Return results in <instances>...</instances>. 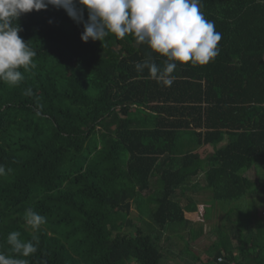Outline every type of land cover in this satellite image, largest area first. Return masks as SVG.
<instances>
[{"label":"trees","instance_id":"16d2710c","mask_svg":"<svg viewBox=\"0 0 264 264\" xmlns=\"http://www.w3.org/2000/svg\"><path fill=\"white\" fill-rule=\"evenodd\" d=\"M202 11L219 55L178 64L170 87L136 72L165 57L131 35L85 43L63 9L20 15L36 68L0 82V252L19 231L39 238L29 264H264V218L249 214L264 192V0H202ZM204 190L225 206L202 247ZM28 208L46 217L38 231Z\"/></svg>","mask_w":264,"mask_h":264},{"label":"clouds","instance_id":"9594fccd","mask_svg":"<svg viewBox=\"0 0 264 264\" xmlns=\"http://www.w3.org/2000/svg\"><path fill=\"white\" fill-rule=\"evenodd\" d=\"M80 5L82 7H77ZM49 6L63 9L77 24H83L81 40L105 41L110 35L119 39L131 35L137 45L145 44L165 57L163 67L154 62H138L137 73L148 70L149 77L170 87L175 81L178 64L206 65L220 52L222 34L215 23L206 19L202 0H0V82L17 86L24 72L36 68V51L18 33L21 14L46 10ZM84 9L88 19H84ZM32 95L31 89L23 92ZM7 171H10L8 169ZM6 174L0 165V177ZM24 221L35 232L46 223V217L32 208L24 213ZM10 254L0 252V264H29L27 259L38 250L39 238H21L12 231L6 237Z\"/></svg>","mask_w":264,"mask_h":264},{"label":"rangeland","instance_id":"374dc122","mask_svg":"<svg viewBox=\"0 0 264 264\" xmlns=\"http://www.w3.org/2000/svg\"><path fill=\"white\" fill-rule=\"evenodd\" d=\"M226 144V140L223 141L219 147H222ZM207 152H211V148H205V149H202L201 150V153L202 154H205ZM202 176V175H201ZM200 179H202L203 177H199ZM198 178V179H199ZM260 178V177H259ZM258 184H264V179L259 181ZM194 198L198 201V206H199V212H198V216L197 218L195 217V226L199 225V224H202L203 227H204V238H202V241L200 243V245H202V247L204 246L203 244H205L207 241L209 242H212L215 240V236L214 234L212 233L211 230L215 229L216 227H219L220 224H221V220L222 218L224 217V212H223V209L222 207L224 208V204H221V206H219L217 203H210L212 200V196L211 194L204 190L202 192H198L196 193V195H194ZM208 203V207H207V211L206 212H209L210 214V218L209 221H204L202 220V213H203V210H204V207H205V204ZM254 206V204H253ZM219 207V211H217L218 213L217 214H214V211L215 209H217ZM133 212L131 213V216L134 218L136 216V212L135 210L133 209L132 210ZM251 213V210L249 209V214ZM252 214V213H251ZM135 222V220L133 221ZM204 222V223H202ZM234 221L232 220V222L230 224H227L226 221H223V223H225L221 228H227L228 230L231 229L233 230V228L235 227L234 224L236 223V221L233 223ZM206 232V233H205ZM202 247H199L198 248V252H201V248Z\"/></svg>","mask_w":264,"mask_h":264},{"label":"crops","instance_id":"0c3cea01","mask_svg":"<svg viewBox=\"0 0 264 264\" xmlns=\"http://www.w3.org/2000/svg\"><path fill=\"white\" fill-rule=\"evenodd\" d=\"M249 199L252 203V206L254 204V206L251 209V213L253 214V216L255 218H261V217L264 218V192L259 194L258 197L253 195V197L251 196ZM217 211H219V207L215 209L214 214H217L218 213Z\"/></svg>","mask_w":264,"mask_h":264},{"label":"built area","instance_id":"2783aa9c","mask_svg":"<svg viewBox=\"0 0 264 264\" xmlns=\"http://www.w3.org/2000/svg\"><path fill=\"white\" fill-rule=\"evenodd\" d=\"M220 261H222V260L220 259ZM232 264H234V263H232Z\"/></svg>","mask_w":264,"mask_h":264}]
</instances>
